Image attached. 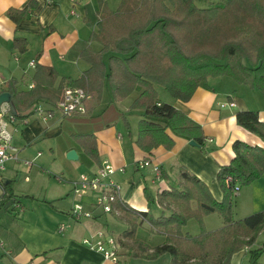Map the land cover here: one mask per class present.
Wrapping results in <instances>:
<instances>
[{
  "label": "crops",
  "instance_id": "obj_1",
  "mask_svg": "<svg viewBox=\"0 0 264 264\" xmlns=\"http://www.w3.org/2000/svg\"><path fill=\"white\" fill-rule=\"evenodd\" d=\"M104 1L108 9L115 12L121 0ZM203 1L209 7V4H220L225 0ZM31 2L36 3L32 10L28 7ZM9 9H26L28 15L15 24L6 15ZM97 11L98 0H85L79 4L75 0H0V94L6 92L10 81L16 82L18 91L31 89L35 61L56 71V85L62 78L78 79L90 67L80 58V53L86 47L94 51L101 49L98 43L89 39L97 29ZM14 38L21 39L22 43L14 46ZM154 89L158 102L172 105L201 126L207 152L202 151L197 143V146H192L188 140L174 136V146L170 150L162 146L149 153L139 149L136 145L137 127L143 111L131 109L139 92L134 91L124 99H114L106 82L101 98L97 101L90 99L87 103L88 110L84 116L63 118L50 111V117L32 114L25 123L9 128L11 143L18 149V157L29 160L31 165L10 161L1 176L0 196L7 190L17 199L0 209V264H170L169 254L153 260L130 258L120 254V248L114 262L82 243L100 232L118 238L127 228V219L118 208L116 214H102L95 219L79 222L71 219L70 212L76 199L70 182L81 174H93L99 167L83 155L73 135L79 132L94 135L100 162L107 161L115 168L110 178L120 184L123 202L135 210L151 211L146 192L155 198L158 193L170 189L168 180L174 185L183 182L181 168L203 182L212 197L220 201L222 192L216 175L219 167L229 164L234 157L233 143L241 141L250 146L264 147L259 137L237 125L235 117L238 111L252 110L257 111L259 120L264 122V94L246 85H238L228 77L206 79L187 102L174 100L159 85L154 84ZM39 105L44 109L50 108L47 104ZM124 121L128 123V128H125ZM52 143H55V151ZM46 148H49L51 156L42 152ZM72 150L76 158L68 159L67 154ZM43 153L54 158L51 165L59 162L53 177H63L62 182L55 178L45 179L46 174L41 169L43 165H38L45 162ZM146 159H150L151 165L138 168V162ZM154 165L160 168L159 177L153 171ZM24 166L33 177L32 183L30 176L25 174L23 177L31 185L27 193L15 191L11 185L12 178L19 180L22 176ZM34 166L38 171L33 170ZM8 168L12 174L6 176ZM120 168L124 171L120 172ZM5 181L6 185L3 184ZM155 204L156 212H151L155 217L162 214L168 216L173 210ZM195 207L193 202L192 208ZM263 210L264 172L250 185L241 187L234 196L233 218L238 220ZM107 216L112 217L115 224L123 223L125 229L115 233L108 225L99 226L100 220H106ZM189 222L182 227V233L197 235L200 230L196 226H193L194 231L186 229ZM202 222L207 231L223 225L222 218L217 214L203 216ZM61 224H65L66 228L63 233H58ZM144 226L150 227L146 222L140 223L139 228L146 233ZM146 235L140 238L136 232L134 238L150 251L165 240L152 232ZM131 246L137 247L132 241ZM131 246H127L126 251ZM249 250L250 247L233 255L230 264H245V255Z\"/></svg>",
  "mask_w": 264,
  "mask_h": 264
},
{
  "label": "trees",
  "instance_id": "obj_2",
  "mask_svg": "<svg viewBox=\"0 0 264 264\" xmlns=\"http://www.w3.org/2000/svg\"><path fill=\"white\" fill-rule=\"evenodd\" d=\"M195 2L121 0L117 10L111 12L104 0H98L97 29L89 39L101 49L86 47L80 53L90 66L88 70L76 80L62 78L56 85V71L35 61L31 89L18 91L15 81L8 83L10 108L18 118H27L39 104L53 108L65 87H79L97 101L106 82L114 99L139 92L131 105V109L143 111L137 127L139 149L147 153L160 146L170 150L174 136L193 140L207 152L201 126L172 105L158 102L154 84L181 102L189 101L206 79L217 77H228L264 94V0H225L206 8ZM35 6L31 2L28 7L32 10ZM6 15L18 24L28 13L26 9H9ZM20 43L21 39L14 38V46ZM235 117L238 126L264 142V122L257 111H238ZM125 126L129 127L127 122ZM73 139L83 155L100 166L94 135L79 132ZM232 149L234 157L229 164L220 166L216 175L222 192L220 201L212 197L203 182L181 168L183 182L174 185L168 180L170 189L155 198L145 193L149 207L154 203L171 207L168 216L155 217L150 209L141 212L117 202L116 208L127 219L122 235L137 246L130 247L126 256L153 260L169 254L170 264H230L233 255L255 242L264 230V210L235 220L232 188L248 186L262 176L264 147L235 141ZM228 177L230 183L226 182ZM16 199L5 190L0 196V209ZM209 214L219 215L222 227L212 231L202 228L195 236L182 233L189 219L201 223L202 217ZM141 222L149 225L150 232L165 238L151 251L134 238ZM263 253L264 244L248 251V264H260Z\"/></svg>",
  "mask_w": 264,
  "mask_h": 264
},
{
  "label": "built area",
  "instance_id": "obj_3",
  "mask_svg": "<svg viewBox=\"0 0 264 264\" xmlns=\"http://www.w3.org/2000/svg\"><path fill=\"white\" fill-rule=\"evenodd\" d=\"M84 1L75 0V3L79 4ZM31 65H33V62H31ZM90 99V95L79 87H65L53 108L44 109L41 105H37L32 112L43 117H50V111L58 112L63 118L84 116L86 114V105ZM25 122L26 118H18L12 112L8 103L0 105V186L1 176L6 164L10 161H19L18 149L11 143L12 133L9 128ZM25 164L31 165V162L27 161ZM149 165H151V161L146 159L138 162L137 167L143 168ZM115 171V168L109 162L102 161L93 174H81L76 180L70 182L72 193L76 199V203L70 212L73 221L79 222L84 219L98 218L102 214L117 213L116 204L117 202H123V200L120 184L110 178ZM119 171L123 172L124 169L120 168ZM153 171L157 177L160 176V168L158 166L154 165ZM54 178L58 182L63 181L61 176L56 175ZM226 182L230 183L231 178L228 177ZM232 190L236 195L240 188L235 185ZM65 228V224L59 225L58 233H63ZM82 243L89 249L101 253L105 259L117 261V251L120 245L116 238L100 232L95 237L84 239Z\"/></svg>",
  "mask_w": 264,
  "mask_h": 264
},
{
  "label": "rangeland",
  "instance_id": "obj_4",
  "mask_svg": "<svg viewBox=\"0 0 264 264\" xmlns=\"http://www.w3.org/2000/svg\"><path fill=\"white\" fill-rule=\"evenodd\" d=\"M221 1H224V0H221ZM222 3V2H221ZM195 4L198 6V7H207L208 5L202 0V1H200V0H196V2H195ZM209 5H212V4H209ZM167 93V92H166ZM56 115H58L59 113L58 112H56L55 113ZM124 126H125V123H124ZM125 128H127L126 126H125ZM56 142V141H55ZM52 146H53V149H54V151H55V143H52ZM43 151H45L47 154H49L50 156H51V153H50V150H49V148H46V149H44V150H42V152ZM46 153H43V156H42V158H45L44 160H45V162H44V164H38V165H43V166H41V169H42V171H43V174H46V176H45V179L46 180H49V178H51V180H53L54 179V177H53V175H55L57 172V167H58V164H59V162L58 161H55V163L53 164V165H51V163L54 161L53 159V157H51V158H49L48 156H47V154ZM41 158V159H42ZM19 161H21L22 162V164H24V165H26L25 164V162H27V161H25V160H22V159H20L19 158ZM28 162H30L29 160H28ZM26 166H28V165H26ZM39 167V166H38ZM33 170H37L38 171V168L36 167V166H34L33 167ZM22 171H23V173H22V176L19 178V180L16 178V177H14V178H12V184L11 185H13V189L15 190V191H20L21 193L22 192H26L27 193V191L30 189L29 187L31 186L30 185V183H26L24 180H23V177L25 176V174H27L28 176H30L31 177V183L33 182V177H32V175L31 174H29V172H28V170L25 168V166H24V168L22 169ZM41 173V172H40ZM9 174H12V171H11V169L10 168H8L7 169V173H6V176H8ZM50 176V177H49ZM55 180V179H54ZM52 182V184H54V182L53 181H51ZM21 187V190L19 189ZM0 191H1V189H0ZM151 212H153V213H155L156 212V204L154 203V204H152L151 205ZM152 213V214H153ZM154 215V214H153ZM237 215V214H236ZM244 218V217H243ZM240 219H242L241 217H240ZM191 219H189L187 222H189ZM191 222H193V223H191ZM191 222H189L188 223V225H187V227H186V229L188 230V231H194L193 229H194V227L193 226H196V228L198 229V231L200 230L201 231V229L202 228H205L206 229V225L204 224V222H199L197 219H193ZM193 224H195V225H193ZM99 226H102V225H108V227L109 228H111V229H114V232L115 233H119L120 231H123L125 228H124V224L123 223H117V224H115V222H114V219L112 218V217H110V216H107L106 217V220H100V223L98 224ZM146 226V225H145ZM144 226V227H145ZM147 227V226H146ZM145 227V229H146V233H147V235L149 236V234H150V229L149 228H146ZM102 228H103V226H102ZM204 229V230H205ZM207 231V230H206ZM136 232H137V236L138 237H142V235H144V234H146L144 231H143V229L142 228H139V226L137 227V229H136ZM135 232V233H136ZM192 233V232H191ZM200 233V232H199ZM198 233V234H199ZM146 235V236H147ZM195 236V235H194ZM119 239V240H118ZM116 240H118V242H120L119 244H120V254L122 253H124V254H126V250H127V246H131V241L129 240V239H126V238H124L123 237V235H122V233L120 234V236L118 235V238H116ZM122 243H124L125 244V247L123 246V245H121ZM132 243H134V241H132ZM263 244H264V230H262L258 235H257V237H256V240H255V242L250 246V250L249 251H252V250H257V249H259V248H261L262 246H263ZM134 245H135V243H134ZM123 246V247H122ZM132 247V246H131ZM133 248H136V247H133ZM247 253H248V251H247ZM245 256H247L246 257V259H244L245 261H246V263L245 264H248V254H246ZM236 261V260H235ZM259 263L260 264H264V253L261 255V257H260V259H259ZM234 264V263H233Z\"/></svg>",
  "mask_w": 264,
  "mask_h": 264
},
{
  "label": "water",
  "instance_id": "obj_5",
  "mask_svg": "<svg viewBox=\"0 0 264 264\" xmlns=\"http://www.w3.org/2000/svg\"><path fill=\"white\" fill-rule=\"evenodd\" d=\"M10 102H11V99H10V95L8 93L5 92V93L0 94V105L2 103H8L10 105ZM189 144L192 146H197L196 142L193 140L189 141ZM67 158L68 159H75L76 158L75 152L73 150L68 152ZM3 184L6 185L7 182L5 181V182H3Z\"/></svg>",
  "mask_w": 264,
  "mask_h": 264
}]
</instances>
